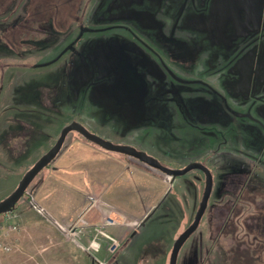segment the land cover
<instances>
[{
    "label": "rangeland",
    "instance_id": "rangeland-1",
    "mask_svg": "<svg viewBox=\"0 0 264 264\" xmlns=\"http://www.w3.org/2000/svg\"><path fill=\"white\" fill-rule=\"evenodd\" d=\"M71 121L210 169L176 264H264V0H0V200ZM203 187L70 131L0 229V264H168Z\"/></svg>",
    "mask_w": 264,
    "mask_h": 264
},
{
    "label": "water",
    "instance_id": "water-1",
    "mask_svg": "<svg viewBox=\"0 0 264 264\" xmlns=\"http://www.w3.org/2000/svg\"><path fill=\"white\" fill-rule=\"evenodd\" d=\"M70 131H76L81 134L83 137L98 145L99 147L113 152L122 153L131 157L138 159L139 161L155 168L163 173L170 175L172 178L177 176L184 175L188 171L192 169H198L204 174V187L202 191V195L198 204V208L194 214L192 222L178 234L176 239L173 242L168 264H176L177 256L181 246L188 239V237L196 230L201 220V217L206 209L209 196L211 194L212 186H213V177L210 169L202 162L199 161H190L182 168H171L164 164H162L157 158L148 154L147 152L137 149L136 147L123 144V143H114L111 140L103 138L98 134L91 132L88 128H86L83 124L78 121H71L70 123L63 126L60 130L59 136L56 139L55 143L45 152L43 153L33 164L32 166L22 175L20 180L18 181L15 189L8 194L5 198L0 200V214H4L6 212L11 211L18 200L23 196L26 188L33 180V178L43 169L45 168L52 159L55 158L57 153L62 147V144L65 140L66 135ZM156 207H154L151 212L139 223V226L145 224L146 219L154 212Z\"/></svg>",
    "mask_w": 264,
    "mask_h": 264
},
{
    "label": "flooded vegetation",
    "instance_id": "flooded-vegetation-1",
    "mask_svg": "<svg viewBox=\"0 0 264 264\" xmlns=\"http://www.w3.org/2000/svg\"><path fill=\"white\" fill-rule=\"evenodd\" d=\"M92 29H93V26H92ZM108 29H111V28H108ZM110 33H112V32H114V31H109ZM116 32V31H115ZM82 49V48H81ZM81 51V50H80ZM78 60V59H77ZM140 65V64H139ZM160 68H161V66H157V68H155V71H153V74L155 73V76H156V73H157V76L159 77H162V76H164L165 75V72L163 71V69L161 68V70H160ZM140 69L142 70V68H141V66H140ZM147 72H145L144 70H142L144 73H145V79H146V81H147V85H146V89H147V87L149 86V77L147 76V73H151V67H150V65L145 69ZM97 77V76H96ZM96 78L95 77H93L92 79H89L88 80V86H90V85H92L93 87H94V85H95V83H96V80H95ZM87 86V83L84 85V87H86ZM146 94H148L147 92H146ZM155 94H156V92L155 93H149V98L147 97V95H146V98H145V100L147 101V100H150V101H157V100H165V98L167 97V96H165L164 95V92L163 91H159V92H157V98H155ZM159 94H161V95H159ZM160 96V97H159ZM178 106H179V104H178ZM180 106H183L182 104H180ZM115 107V106H114ZM180 108V107H179ZM186 119L188 120V117H186ZM213 177V176H212ZM207 207V206H206ZM206 210V209H205ZM205 212V211H204ZM204 214V213H203ZM203 216V215H202ZM202 218V217H201ZM200 223V222H199ZM197 229V228H196Z\"/></svg>",
    "mask_w": 264,
    "mask_h": 264
},
{
    "label": "built area",
    "instance_id": "built-area-1",
    "mask_svg": "<svg viewBox=\"0 0 264 264\" xmlns=\"http://www.w3.org/2000/svg\"><path fill=\"white\" fill-rule=\"evenodd\" d=\"M5 216H6L5 217L6 222L0 226L1 227L0 229L3 230L4 233L17 229L16 224L13 221L12 222L9 221L10 220V211L6 212ZM9 249H10L9 245H7L3 242H0V250L9 251Z\"/></svg>",
    "mask_w": 264,
    "mask_h": 264
},
{
    "label": "crops",
    "instance_id": "crops-1",
    "mask_svg": "<svg viewBox=\"0 0 264 264\" xmlns=\"http://www.w3.org/2000/svg\"><path fill=\"white\" fill-rule=\"evenodd\" d=\"M68 155L67 156H65V157H60V158H57L58 160L52 165V166H50L49 168L51 169L50 171L52 172H57L59 169H61L62 167H64V165H66L65 164V162L68 160ZM67 166V165H66ZM47 169V168H46ZM47 171L48 170H46V174H47ZM50 173V172H49ZM60 183L59 182H57L56 184H55V186L57 187L58 185H59Z\"/></svg>",
    "mask_w": 264,
    "mask_h": 264
},
{
    "label": "trees",
    "instance_id": "trees-1",
    "mask_svg": "<svg viewBox=\"0 0 264 264\" xmlns=\"http://www.w3.org/2000/svg\"><path fill=\"white\" fill-rule=\"evenodd\" d=\"M157 67V66H156ZM160 70H161V68H160ZM140 82H141V84H143L145 87H146V85H147V81H146V79L145 78H142V80H139ZM87 82V81H86ZM85 82V83H86ZM99 85V84H98ZM86 87H88V83H87V86ZM84 89V88H83ZM86 89V88H85ZM94 89H95V87H94ZM133 92V91H132ZM159 92V91H158ZM146 91H145V94H144V96H145V98H146ZM157 92H156V94H155V98H157ZM159 95H161V94H159ZM162 96V95H161ZM131 97V96H130ZM130 97H127V96H124V101L125 100H127V99H129ZM148 98H149V95L147 96ZM160 97V96H159ZM116 107V106H115Z\"/></svg>",
    "mask_w": 264,
    "mask_h": 264
}]
</instances>
